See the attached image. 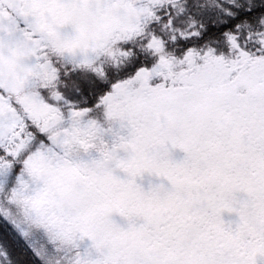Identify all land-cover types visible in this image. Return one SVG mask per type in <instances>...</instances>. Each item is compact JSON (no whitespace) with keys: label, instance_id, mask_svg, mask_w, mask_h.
<instances>
[{"label":"rangeland","instance_id":"374dc122","mask_svg":"<svg viewBox=\"0 0 264 264\" xmlns=\"http://www.w3.org/2000/svg\"><path fill=\"white\" fill-rule=\"evenodd\" d=\"M232 3L0 0V264H264V27L201 37Z\"/></svg>","mask_w":264,"mask_h":264},{"label":"trees","instance_id":"16d2710c","mask_svg":"<svg viewBox=\"0 0 264 264\" xmlns=\"http://www.w3.org/2000/svg\"><path fill=\"white\" fill-rule=\"evenodd\" d=\"M234 2L236 3V5L240 4V0H234ZM242 2L244 4H246L247 6H246V8H242V10H237L236 11V16H237V18L235 19L236 21H232L230 23L224 24L223 27L221 26L218 29V31H215L214 32V34L219 35V37H221L222 36L221 35L222 34V31L221 30H225V31H228L229 30L228 33H230L232 31V29H234L236 27V25H234L231 28L233 22H236V23L242 22L243 25H245L246 22L251 21V20H256L257 18L261 17V14H264V9H263L262 3H259V4H257V3L249 4V0H245V1L242 0ZM132 76H135V74L133 73ZM83 90L85 92H87L85 89H83ZM98 125H99L98 127L96 125H93L94 126L93 128H96V129H94L92 131V134H91L92 136H95L96 134H101L105 130V128H106V126L104 127L103 124L101 125L100 123H98ZM99 127H104L102 129L103 131L100 130ZM155 189H156V192L155 193H160V190H159L158 187L155 186L154 187V190ZM167 198L169 199V197H167ZM169 202H170L171 206H174V202L172 200L169 199ZM158 211H159V209H158ZM169 212H173L172 207H169V210H167L166 212H164V215L167 214V213H169ZM170 217L173 218L174 215H171ZM19 249L21 250L20 251L19 258L22 259V260H24V262H22L20 259H17L16 261H18L20 264H33V263H31V259L33 258V255L31 254V252H29L27 250L24 253V252H22V251H24L23 248H20L19 247ZM14 256H17V254H14Z\"/></svg>","mask_w":264,"mask_h":264},{"label":"flooded vegetation","instance_id":"af4514ba","mask_svg":"<svg viewBox=\"0 0 264 264\" xmlns=\"http://www.w3.org/2000/svg\"><path fill=\"white\" fill-rule=\"evenodd\" d=\"M73 30H74V28H71V31H72V32H74ZM217 30H218L217 27H212V33L215 32V31H217ZM72 34H75V33H72ZM203 35H206V36H207V39H209L208 43L211 42L212 45H213L214 42L216 41L215 38L212 36L211 33H204ZM208 43H207V45H208ZM196 44H197V43H192V44H190V45H192L193 47H195ZM199 47H200V48H197V50H202V51H203L204 48H203L202 44H201ZM205 49H209L208 53L211 52V50H213L215 53L217 52L215 49H213V46H212V47H206ZM204 52H207V51H204Z\"/></svg>","mask_w":264,"mask_h":264}]
</instances>
